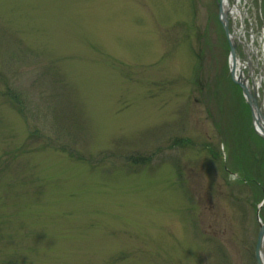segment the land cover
Here are the masks:
<instances>
[{
    "label": "rangeland",
    "instance_id": "rangeland-1",
    "mask_svg": "<svg viewBox=\"0 0 264 264\" xmlns=\"http://www.w3.org/2000/svg\"><path fill=\"white\" fill-rule=\"evenodd\" d=\"M228 60L217 0H0V264H255Z\"/></svg>",
    "mask_w": 264,
    "mask_h": 264
},
{
    "label": "water",
    "instance_id": "water-1",
    "mask_svg": "<svg viewBox=\"0 0 264 264\" xmlns=\"http://www.w3.org/2000/svg\"><path fill=\"white\" fill-rule=\"evenodd\" d=\"M219 12H220V20L221 24L223 26L225 36L227 40L229 41L230 44V54L232 58H235V52H234V45L230 42L229 37H228V27H227V19L224 17V14H222L220 5H218ZM230 76L232 81L237 84L243 92L244 98L251 108L252 111V119L254 120V124L259 122L260 118L262 117L264 119V115L262 112L259 110V102L257 100L256 94H253L250 92V89L247 87L245 82L243 80H235L234 75H233V69H230ZM263 133H264V129ZM264 224L260 225L259 227V232L257 235V241L255 245V260L256 264H264Z\"/></svg>",
    "mask_w": 264,
    "mask_h": 264
},
{
    "label": "bare ground",
    "instance_id": "bare-ground-1",
    "mask_svg": "<svg viewBox=\"0 0 264 264\" xmlns=\"http://www.w3.org/2000/svg\"><path fill=\"white\" fill-rule=\"evenodd\" d=\"M228 10H230L231 11V13H232V17H236V15L238 14L237 12H238V10H237V8H235V7H232V8H228ZM231 36H232V34H231ZM237 57L239 58V59H237ZM228 66H229V68H232L233 69V75H234V78L235 79H237V80H241L242 79V77H244V76H242V74H241V59H240V55H237V56H235V58H231V59H229L228 60ZM262 106H264V105H262ZM261 106V108H260V111L261 110H263V107ZM264 207V206H263Z\"/></svg>",
    "mask_w": 264,
    "mask_h": 264
}]
</instances>
